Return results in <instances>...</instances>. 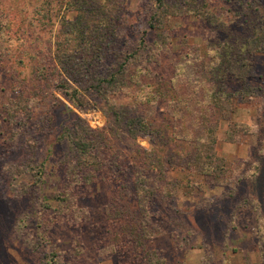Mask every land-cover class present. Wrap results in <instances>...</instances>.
<instances>
[{
	"label": "rangeland",
	"instance_id": "374dc122",
	"mask_svg": "<svg viewBox=\"0 0 264 264\" xmlns=\"http://www.w3.org/2000/svg\"><path fill=\"white\" fill-rule=\"evenodd\" d=\"M74 1L0 0V264H264V0H164L158 28L153 0H107L114 38L75 83L56 61ZM111 73L123 88L99 79ZM167 81L178 89L160 98ZM76 124L121 163L126 191L75 182ZM212 124L219 178L183 163Z\"/></svg>",
	"mask_w": 264,
	"mask_h": 264
},
{
	"label": "trees",
	"instance_id": "16d2710c",
	"mask_svg": "<svg viewBox=\"0 0 264 264\" xmlns=\"http://www.w3.org/2000/svg\"><path fill=\"white\" fill-rule=\"evenodd\" d=\"M106 1L107 0L74 1L75 8L77 11H79V16L78 18H76L74 24H72L74 25V27L72 29H69L68 31H64V36L57 44L56 51V61L58 66H60L62 72L67 74V79H65L66 81L69 80L75 83V80L77 79H74V81H72L70 79L72 77L69 78V76L71 74L81 75L87 69H89L87 73L88 76H90L92 72L91 68L95 67L94 62H99L102 60L106 48L112 42L114 38L113 31H115L116 26L118 27V24L116 23V17L112 12L113 9H108L107 5H110L111 3H106ZM153 1L156 3L158 12L155 13L152 17L151 27L158 28L159 26H164L163 16L168 12V8L164 0ZM112 6L116 7V5H111L109 8H111ZM88 63L89 65H87ZM58 66L54 67L56 69H59ZM95 70L98 71L99 69L95 67ZM99 79H102V82L104 81V83H108L113 88H123L117 86L119 81L117 78V74L115 75V73H111L107 78L101 76ZM49 82L50 78H46L43 83L44 86H48ZM104 83H101V80H99V84L96 85L95 89L99 88L98 90L101 92L104 87V85L102 84ZM43 84L42 82H39L38 86L35 87L36 90L41 88ZM156 88V93L162 95L160 98H164L168 91H174L175 89H178V87L174 85L172 81L160 83L157 85ZM67 92V98L74 104L77 103L76 105L81 108L82 104L78 101V97H75V94L79 93L78 89L74 88L73 91ZM151 93L154 94L153 92ZM210 95L215 99L217 103H219V107H216L217 110H220L221 114H219V116H226L225 106L227 105L228 101H224L222 104L223 97L220 94L210 93ZM203 119L204 118H201V125H203L205 122V119ZM136 120L138 119H134V121ZM207 121L210 120L207 119ZM133 122L130 120V125H133ZM211 123H213L212 120ZM149 125L153 126V123L149 122ZM212 126L213 127L211 131V139L209 137L204 138L203 142L198 145L197 149L195 147H192L194 153H196V156L194 158H190L188 162L183 163L188 166H192V168H195L200 173H209L210 176L214 175L215 178H219L221 176H218L216 172L220 169H227L228 162L224 157L219 156L216 150V139L213 136V132L216 131L217 124H212ZM74 129L76 139L73 143L75 151V155L73 156V162L77 163L78 168L76 172L78 173V177H76L78 181L75 182H81L86 184L90 182L96 183L99 181L106 180L112 182L115 185H118V190L126 191L127 184L121 185L120 182L122 181L118 179V177L121 178L122 176L121 171L112 170L113 166L116 164H119L121 166V163L118 162V159L115 157H107L108 154L103 153L104 147H102V145L96 150L95 148H93L92 150H88L89 144L95 141V139H93V136L95 135L92 134V130L86 131L84 127L80 124H78V126L76 124ZM166 132L169 131L165 129H160L156 131L152 130V134L156 133L154 136L157 137L156 139L161 145L165 155H167L170 151L172 152L171 145L168 142V139L171 137V135H166ZM157 145L158 144H154V146ZM171 154H173V159L174 157L178 159V153H176L175 155V153L172 152ZM159 158L163 159V155H161ZM186 158L187 157L185 155L184 159L186 160ZM70 159L71 156H68V160ZM123 171L124 170L122 169V172ZM122 180L124 181L125 179L123 178ZM76 183H67L63 186L62 192H64L69 185L75 186ZM142 183H144V181ZM129 193L130 191H127L125 195V192H123L122 196L119 195V197H116V201L113 202L114 207L122 208L121 210H118L119 215H122L121 212L124 209V215L125 213H127V216L132 214V200H130ZM65 201L66 199L64 195L63 202ZM127 223L128 221L126 220V224Z\"/></svg>",
	"mask_w": 264,
	"mask_h": 264
}]
</instances>
